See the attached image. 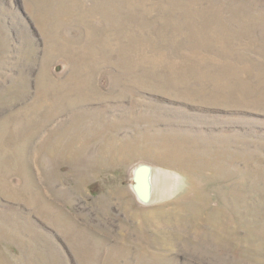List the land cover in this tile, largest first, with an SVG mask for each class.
<instances>
[{"label": "rangeland", "instance_id": "1", "mask_svg": "<svg viewBox=\"0 0 264 264\" xmlns=\"http://www.w3.org/2000/svg\"><path fill=\"white\" fill-rule=\"evenodd\" d=\"M0 264H264V0H0Z\"/></svg>", "mask_w": 264, "mask_h": 264}, {"label": "water", "instance_id": "2", "mask_svg": "<svg viewBox=\"0 0 264 264\" xmlns=\"http://www.w3.org/2000/svg\"><path fill=\"white\" fill-rule=\"evenodd\" d=\"M151 167L148 165H141L135 173V189L139 198L144 202H149L151 198Z\"/></svg>", "mask_w": 264, "mask_h": 264}, {"label": "bare ground", "instance_id": "3", "mask_svg": "<svg viewBox=\"0 0 264 264\" xmlns=\"http://www.w3.org/2000/svg\"><path fill=\"white\" fill-rule=\"evenodd\" d=\"M78 98V97H77ZM70 100H72V99H70ZM74 101V100H73ZM152 173V172H151ZM151 176H152V174H151ZM151 178V177H150ZM151 180V179H150ZM151 184V190H152V182L150 183ZM151 193H152V191H151ZM55 220H56V224L57 225H60L61 226V228L64 230L66 227H70L71 226V223H67V221H68V219H66L67 217H65V213H63L62 211L60 212V214H58V215H55ZM63 221H65V222H63ZM88 244V243H87ZM92 254V253H91ZM93 255V254H92Z\"/></svg>", "mask_w": 264, "mask_h": 264}]
</instances>
